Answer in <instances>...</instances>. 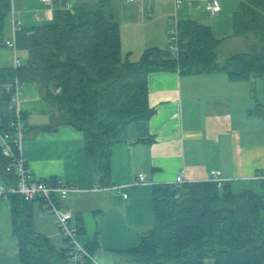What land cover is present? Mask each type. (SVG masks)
<instances>
[{
    "label": "trees",
    "instance_id": "obj_1",
    "mask_svg": "<svg viewBox=\"0 0 264 264\" xmlns=\"http://www.w3.org/2000/svg\"><path fill=\"white\" fill-rule=\"evenodd\" d=\"M54 2L52 21L16 28V44L26 61L16 69L0 66V82L17 76L34 83L49 104L51 123L45 128L65 124L83 133L84 151L100 185L111 184V149L118 128L154 112L148 101L150 71H223L230 80L264 77V0H240L233 34L242 42L235 47L215 38L210 25L185 18L178 21L177 58L167 47L153 46L136 61L122 56L112 0H79L70 7ZM10 11L11 0H0V50ZM240 42L245 50H240ZM0 101L7 105V96L0 94ZM11 117L8 108H1V127ZM5 164L0 155L2 181L12 183ZM8 200L23 264H71L66 247L56 249L32 228V201L17 193ZM152 208L151 227L138 233L136 245L125 251L132 261L203 264L213 258L215 264H264V193L234 191L227 180L220 185L211 179L157 183L152 186ZM97 245L96 238L84 243L91 254Z\"/></svg>",
    "mask_w": 264,
    "mask_h": 264
},
{
    "label": "crops",
    "instance_id": "obj_2",
    "mask_svg": "<svg viewBox=\"0 0 264 264\" xmlns=\"http://www.w3.org/2000/svg\"><path fill=\"white\" fill-rule=\"evenodd\" d=\"M75 1L79 0H69L66 7ZM112 2L121 53L131 61L138 60L148 47H167L175 13L178 21L192 18L210 25L214 37L223 43L239 44V37L233 34V15L240 0H219L217 12L206 7L207 0H181L176 11L173 0ZM54 8V0L51 4L11 0L4 39L12 37L13 18L17 27L39 25L53 20ZM232 46L227 48L229 53ZM147 89L154 112L147 119L118 128V141L111 149V184L107 187L99 184L80 130L65 124L46 129L51 123L50 109L40 110L46 119L34 121L33 113L22 104L26 164L37 177L61 178L78 188L63 204L72 210V222L81 228V242L97 239L92 253L96 264H138L125 251L135 246L138 233L153 223L154 184L174 183L179 174L184 181L208 180L211 171L217 170L234 191L264 193V179L255 177L264 175V77L230 80L223 71L187 74L161 69L148 73ZM139 173L144 174V180L128 184L137 181ZM117 184L122 188H113ZM96 185L100 187L93 189ZM30 215L35 232L45 235L58 250L66 247L54 216L37 201H32ZM0 264H23L18 239L12 232L9 200L1 194ZM203 264L215 262L206 258Z\"/></svg>",
    "mask_w": 264,
    "mask_h": 264
},
{
    "label": "built area",
    "instance_id": "obj_3",
    "mask_svg": "<svg viewBox=\"0 0 264 264\" xmlns=\"http://www.w3.org/2000/svg\"><path fill=\"white\" fill-rule=\"evenodd\" d=\"M46 3L51 4L52 0H43ZM175 11L181 0H173ZM206 7L212 11L217 12L220 10L219 0H207ZM12 37L4 39L5 47L9 48L12 52V66L18 68L23 64L21 57L18 55V47L15 40V31L18 21L13 18ZM172 24L168 31L167 48L171 51L174 57L179 55L178 46V17L175 13ZM24 82L17 76L13 79L0 82V94L7 96V108L11 111L12 117L8 124L4 127L0 125V155L5 158V170L12 174V183L0 184V194L4 197H8L11 193H17L23 196L27 200L37 201L41 208L52 214L55 219L57 229L62 234L66 248L67 257L72 264H96L94 257L89 253L83 243L77 240L78 226L72 222L73 212L70 208L63 204V201L69 193L77 191L78 188L68 183L61 178L57 177H37L26 164V159L22 153V144L25 133V112L22 106ZM260 179H264V175L255 176ZM211 180L217 182L220 185L223 181L219 177V171H211ZM144 180V174L139 173L137 181L128 184H137L139 181ZM184 181L183 175L176 176L174 183L179 184ZM103 187H107L101 185ZM123 185H113V188L119 190ZM100 185H96L93 189H98ZM123 196L126 197V193L123 192Z\"/></svg>",
    "mask_w": 264,
    "mask_h": 264
},
{
    "label": "rangeland",
    "instance_id": "obj_4",
    "mask_svg": "<svg viewBox=\"0 0 264 264\" xmlns=\"http://www.w3.org/2000/svg\"><path fill=\"white\" fill-rule=\"evenodd\" d=\"M239 39H242V38H239ZM239 41H241V40H239ZM240 46H241L240 50H245V47L241 42H240ZM237 48H239V47H237ZM221 54L222 53L218 52L219 57L221 56ZM18 55L21 57V60L23 62L26 61V53L23 50H19ZM11 56H12L11 50L9 48L3 47L0 50V65L10 64V62H12ZM21 102L24 105V107L28 109L29 114L33 113L32 115L35 116L33 119L34 121L46 119V116H43L42 115L43 112H40V110L43 111V110L48 109L49 104L42 100V98L40 97V92L34 83H32V82H25L24 83L23 95H22ZM1 108H7V105L4 104L2 101H0V109ZM48 120L50 121L51 119H48ZM45 121H47V120H45ZM25 139H23V144L25 143L24 142ZM23 144H22V146H23ZM76 238L80 243H82L80 239H82L83 237L80 238L78 235Z\"/></svg>",
    "mask_w": 264,
    "mask_h": 264
},
{
    "label": "water",
    "instance_id": "obj_5",
    "mask_svg": "<svg viewBox=\"0 0 264 264\" xmlns=\"http://www.w3.org/2000/svg\"><path fill=\"white\" fill-rule=\"evenodd\" d=\"M69 0H60V5L61 7H66L67 3H68ZM29 215L27 214L26 215V219ZM88 264H92V263H88Z\"/></svg>",
    "mask_w": 264,
    "mask_h": 264
}]
</instances>
